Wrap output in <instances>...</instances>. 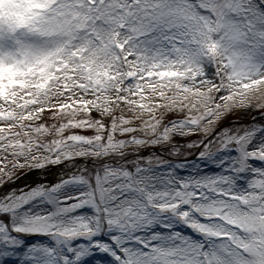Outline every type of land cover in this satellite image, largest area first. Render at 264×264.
Wrapping results in <instances>:
<instances>
[{
  "label": "snow or ice",
  "instance_id": "1",
  "mask_svg": "<svg viewBox=\"0 0 264 264\" xmlns=\"http://www.w3.org/2000/svg\"><path fill=\"white\" fill-rule=\"evenodd\" d=\"M0 264H264V0H0Z\"/></svg>",
  "mask_w": 264,
  "mask_h": 264
},
{
  "label": "rangeland",
  "instance_id": "2",
  "mask_svg": "<svg viewBox=\"0 0 264 264\" xmlns=\"http://www.w3.org/2000/svg\"><path fill=\"white\" fill-rule=\"evenodd\" d=\"M233 120L237 121V123H248V122H250V118H248V119H240L239 118V114L237 116H233V117L229 118V122L233 121ZM192 139H196V137H192ZM54 179H55V175H54Z\"/></svg>",
  "mask_w": 264,
  "mask_h": 264
},
{
  "label": "bare ground",
  "instance_id": "3",
  "mask_svg": "<svg viewBox=\"0 0 264 264\" xmlns=\"http://www.w3.org/2000/svg\"><path fill=\"white\" fill-rule=\"evenodd\" d=\"M51 178V177H50Z\"/></svg>",
  "mask_w": 264,
  "mask_h": 264
}]
</instances>
